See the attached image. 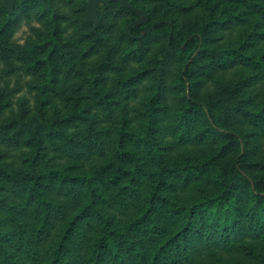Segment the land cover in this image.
I'll return each instance as SVG.
<instances>
[{
	"label": "trees",
	"instance_id": "16d2710c",
	"mask_svg": "<svg viewBox=\"0 0 264 264\" xmlns=\"http://www.w3.org/2000/svg\"><path fill=\"white\" fill-rule=\"evenodd\" d=\"M126 1L0 0V264H264V0Z\"/></svg>",
	"mask_w": 264,
	"mask_h": 264
},
{
	"label": "rangeland",
	"instance_id": "374dc122",
	"mask_svg": "<svg viewBox=\"0 0 264 264\" xmlns=\"http://www.w3.org/2000/svg\"><path fill=\"white\" fill-rule=\"evenodd\" d=\"M85 3V5H84ZM86 4H87V0H73L72 2H62L60 0H55L54 6L58 7L62 10H65V12H67V14L70 16L71 20H74L75 18H81L82 16H85L86 18ZM69 5V6H68ZM84 8V10H83ZM139 10L141 13L144 14H136L137 15V22L141 19L144 18L143 22H146L148 20V15L146 12L140 10L139 8L137 9ZM188 21V18H182V23L183 25H185ZM98 22V20H97ZM136 22V23H137ZM40 25L34 21H25L23 23H21L19 25V27L14 31L13 33V37H12V41H14L17 44L20 45H24L28 40H33L35 39L38 30H39ZM67 27H69V29H72V24H68L67 23ZM240 34V33H239ZM231 40L232 42H228L226 43L227 45L229 43H234L235 45H238V30L232 32L231 35ZM162 41L160 42L159 45H156L155 48H153L152 53L148 56L147 61L151 60L156 51L158 50V47L162 46ZM80 70L83 71V74L86 75L87 72L84 71L83 68H80ZM21 73V74H19ZM240 75V70L239 69H235V70H230V71H226L222 74H220V76H216V79L218 82H231L233 79L237 78ZM76 82H78V80H72L71 82H69L67 84V87L72 86L73 84H75ZM34 83V79L31 76H28L26 74H23V72H18L17 75H13V76H6L5 72H4V67L3 64L0 63V89L7 87L9 93H13V97L11 100V110L9 111V109L6 111V113H4L5 116H9L10 114H12V112L17 111V107H18V102L20 100L26 101V103H28L29 108L31 110H33L35 108V103H36V99H37V93L36 91H34L32 88L29 89ZM88 91H86L84 89V91L82 92V94L86 95ZM142 93V92H141ZM65 94V93H64ZM62 94V95H64ZM4 102V101H3ZM54 104L56 105V108L60 107V101L59 99H54ZM136 106L137 107V100L133 99L130 100L128 106ZM46 109H50L51 112H47L48 115L52 114V106L51 105H47ZM50 113V114H49ZM100 115L101 112H98ZM4 115H0V121L2 120V116ZM117 117H121V114H119L118 112H115V116L114 119L115 120ZM114 122V121H112ZM115 132V131H114Z\"/></svg>",
	"mask_w": 264,
	"mask_h": 264
},
{
	"label": "water",
	"instance_id": "95a60500",
	"mask_svg": "<svg viewBox=\"0 0 264 264\" xmlns=\"http://www.w3.org/2000/svg\"><path fill=\"white\" fill-rule=\"evenodd\" d=\"M15 1L16 0H2L3 3V7L4 9L7 11V17L8 19L11 17L14 6H15ZM36 2L38 3L40 6H42L43 8H46L45 2L44 0H19L20 4H23L25 2ZM115 2L117 4H119V6L121 8H126L128 10H130L133 13L136 14H141L144 16L143 13H141L139 10H137L136 8H134L133 6H131V4L129 2H127L126 0H87V4H86V20L90 23H97L98 20V7L100 5H106L108 3H112ZM144 21V18H141L136 24H139L141 22Z\"/></svg>",
	"mask_w": 264,
	"mask_h": 264
}]
</instances>
